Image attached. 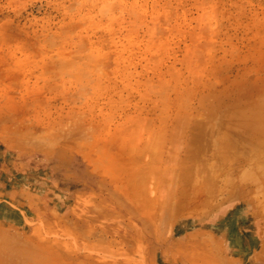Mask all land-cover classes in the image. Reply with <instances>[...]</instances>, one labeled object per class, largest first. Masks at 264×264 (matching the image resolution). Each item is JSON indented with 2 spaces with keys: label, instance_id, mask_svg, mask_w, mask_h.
Instances as JSON below:
<instances>
[{
  "label": "rangeland",
  "instance_id": "obj_1",
  "mask_svg": "<svg viewBox=\"0 0 264 264\" xmlns=\"http://www.w3.org/2000/svg\"><path fill=\"white\" fill-rule=\"evenodd\" d=\"M263 142L264 0H0V264H235Z\"/></svg>",
  "mask_w": 264,
  "mask_h": 264
},
{
  "label": "crops",
  "instance_id": "obj_2",
  "mask_svg": "<svg viewBox=\"0 0 264 264\" xmlns=\"http://www.w3.org/2000/svg\"><path fill=\"white\" fill-rule=\"evenodd\" d=\"M258 150L257 152H253V160L255 161L252 164V177L250 179L251 195L244 197V193L240 194V192H237L236 205L232 207L233 211L231 210L233 213L231 215H228L230 213L225 214L229 216V219L233 218L231 222L227 221L225 224L231 225L229 227L231 234L236 233L235 244L237 245L234 247L236 251L238 250V252H241V256L239 253V255L237 254L235 257V264H264V142L260 149L258 147ZM256 155L259 156L257 157ZM257 159H259L258 164L256 163ZM239 184L243 186L242 181H240ZM241 186H238V189H241ZM221 204L222 201L212 196L209 198V201L205 203L204 213L202 215L205 217L214 215L222 206ZM221 212L222 211L219 212L218 216H220ZM227 216L225 217L227 218ZM248 224L250 225V233H248ZM206 233L207 231H202L200 229L189 232L188 240L191 246H189L188 249L192 250L194 247H197V249H203L208 252L211 251V255L212 251L214 250L215 254L217 249L218 255L222 252V247L223 245L226 246V243H224L221 237L217 236L214 231L213 233ZM196 235L201 237L200 241L192 239V236ZM202 238H204L203 241H201ZM216 240H218L217 245L214 244ZM173 244L174 242H172L170 246V251H172L171 253H173L174 257L171 261L166 260V264H181L178 257L175 256L177 251L174 249ZM218 262L219 260L215 261L211 256L208 259L205 258L203 262L197 259L183 264H220Z\"/></svg>",
  "mask_w": 264,
  "mask_h": 264
}]
</instances>
